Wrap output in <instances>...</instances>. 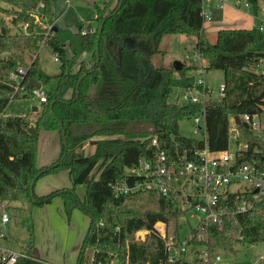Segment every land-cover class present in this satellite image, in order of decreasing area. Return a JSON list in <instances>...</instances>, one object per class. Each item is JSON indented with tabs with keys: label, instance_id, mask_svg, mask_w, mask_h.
<instances>
[{
	"label": "trees",
	"instance_id": "obj_1",
	"mask_svg": "<svg viewBox=\"0 0 264 264\" xmlns=\"http://www.w3.org/2000/svg\"><path fill=\"white\" fill-rule=\"evenodd\" d=\"M0 1L9 5H0V10L10 16L11 24L27 21L31 31L13 32L10 23L0 18V200L43 206L59 196L69 221L77 209L89 215L78 264H86L88 248L103 264L113 259L120 264H214L219 246L264 241V202L257 201L250 210L227 218L222 229L216 225L194 229L188 244L205 243L209 261L198 256L190 261L183 256L168 262L165 240L153 231L155 223L165 222L168 234L177 242L182 238L183 211L170 197L156 191L117 195L111 186L125 178L126 167L156 150L151 144L153 135L170 150L176 142L187 146L198 142L181 134L180 122L191 119L201 105L170 99L175 87L193 84L197 67L183 62L179 70L173 65L155 68L151 56L159 51L161 35L196 36L195 49L207 60V70L223 71L224 95L205 105L209 146L223 150L228 146L232 116L264 112V74L256 71L264 58V31L257 27L221 28L212 43L203 34L202 0H118L114 6L109 0L97 7L95 33L82 34L80 28L73 31L57 23L58 30L45 37L35 32L31 9L43 1L51 17L57 0ZM250 1L253 13H259L261 0ZM125 39H133V45L128 47ZM44 42L60 61V72L55 76L47 74L39 61L38 50ZM29 51L34 53L30 61ZM21 66L28 71L18 84L11 73ZM31 78L39 79L42 85L56 79L45 91L47 98L38 111L34 133L28 131L31 122L27 117L3 115L23 91L32 90L25 87ZM141 122L150 123L152 130L133 127ZM42 130H57L61 137L60 155L47 165L38 164ZM150 131L145 138L129 137ZM88 141L95 149L85 154L82 147ZM61 171L68 172L70 186L35 193L41 177ZM80 184L87 185L84 198L77 193ZM0 208L12 212L18 227L34 231L31 209L2 203ZM140 229L151 230L145 240L136 238ZM16 264L49 263L29 254Z\"/></svg>",
	"mask_w": 264,
	"mask_h": 264
},
{
	"label": "built area",
	"instance_id": "obj_2",
	"mask_svg": "<svg viewBox=\"0 0 264 264\" xmlns=\"http://www.w3.org/2000/svg\"><path fill=\"white\" fill-rule=\"evenodd\" d=\"M67 7L72 0H64ZM212 0H202V15L204 21L212 19ZM236 6L252 9L250 0H236ZM254 14L257 27L264 31V9ZM34 18L35 32L45 37L54 34L53 27L58 23L57 18H51L45 12V3L40 1L31 9ZM94 22L83 20L80 26L82 34L95 33L98 30L97 14ZM10 26L13 32L29 34L30 23L20 22ZM45 41V40H43ZM190 64L197 67V76L191 86L180 88L174 100L179 104H200L201 110L191 119L194 121V133L199 134L196 143L190 146L176 142L173 150L162 147L159 136L153 135L151 144L156 150L150 156H143L132 166L126 167V176L111 183L114 192L130 194L139 190H152L170 197L184 213L191 216H201L195 230H203L210 225L222 229L227 218L244 213L254 207L257 201L264 202V112L245 113L239 116L237 123L235 116L231 117L228 146L223 150H212L206 133L205 105L213 99L214 91L207 82V60L194 50L193 57L188 56ZM56 59L57 56H56ZM264 58L256 65V71L264 74ZM28 69L24 66L11 73V78L18 84L22 82ZM37 79V78H36ZM39 80V79H38ZM40 81V80H39ZM18 88V87H17ZM225 83L219 84L217 93L222 97L225 93ZM46 89L32 88V94L39 97L40 102L46 101ZM2 113H0V116ZM86 142L85 144H88ZM85 146V145H84ZM182 214V215H183ZM10 220L7 212H2L1 222L6 224ZM194 229L177 242L173 235L168 234L167 225L163 221L155 223L153 230L165 240L168 262H175L185 257L188 242L194 237ZM151 230L140 229L136 232L138 240H145ZM6 231L0 228V237H6ZM203 239V235H198ZM198 257L204 261L210 260L208 246L204 243L197 245ZM94 254V250H93ZM27 252H13L2 249L0 264H16L19 258L27 257ZM221 260L215 254L213 262ZM86 264H103L101 260H86ZM110 264H115V259Z\"/></svg>",
	"mask_w": 264,
	"mask_h": 264
},
{
	"label": "rangeland",
	"instance_id": "obj_3",
	"mask_svg": "<svg viewBox=\"0 0 264 264\" xmlns=\"http://www.w3.org/2000/svg\"><path fill=\"white\" fill-rule=\"evenodd\" d=\"M109 0H72L70 6L67 7L64 0H57L56 9H54L51 18L58 17V25L62 28L71 29L77 31L83 24V20L88 22H94V15L97 12V7H103L104 3ZM118 0H112L111 6L115 5ZM234 0H227V4L224 5L227 12L224 10H218L214 21H218L222 18H232L234 14L246 13L238 8L228 4H232ZM0 5L7 8L9 6L5 2L0 1ZM233 5V4H232ZM260 6L264 9V0H261ZM228 8V9H227ZM50 16V15H49ZM248 16V14H247ZM222 17V18H220ZM0 18H3L7 23H11L10 16L0 10ZM98 23V21H97ZM225 24H232L231 22ZM217 32L208 30L206 38L212 43L216 40ZM197 37L189 36L186 34H171L164 33L161 35L158 48L159 51L155 52L151 56V64L155 68L170 67L175 61L185 62L190 64L188 56L193 57L195 50V43ZM39 61L42 69L49 75L55 76L60 72V61L56 59V53L52 50L50 45L45 42L38 50ZM34 58L33 51H29L27 59L30 61ZM264 67V63H263ZM207 82L210 89L214 91L213 99H219L221 96L217 93L219 84L224 82V73L222 70L209 69L207 72ZM56 84V79H53L49 84L43 85L44 89H48ZM180 90L179 87H175L170 97L171 101H175L174 97ZM40 108L42 103L39 97L32 94L30 90L23 91L18 98H15L8 106L4 116L21 115L28 118V120L35 126V120L38 115V111L34 110V107ZM30 124V125H31ZM133 127L137 129L152 130V126L148 122H141L135 124ZM194 121L192 119H185L180 122V132L187 137H198L199 134H195ZM151 133L145 134H132L129 137H142L145 138ZM98 137H95L96 140ZM95 142V141H94ZM61 149V137L57 130H42L39 136V154L38 164L47 165L56 160L60 155ZM85 154L92 153L95 149L93 143L85 144L82 147ZM96 170V169H95ZM65 174L67 171H61L57 174H46L41 179L39 186H45L49 191L55 189L56 185H63ZM79 187V185H78ZM81 187V185H80ZM58 200H62L57 196ZM7 206H13L15 203L12 200L5 202ZM26 201H18L16 204H23ZM30 203V202H27ZM23 207V206H22ZM48 208V207H46ZM50 211H43L38 213V205L31 206L32 216L34 215V231L31 233L25 228L18 227L12 215V212L6 208H0V228L6 231V237H0V252L2 249L13 252H19L20 250H29L30 254L35 257H41L45 259L60 258L71 259L72 247L77 242L82 245V239L89 227L90 216L80 209L75 211V214L71 221L66 218L65 212L57 211V204L53 203L50 207ZM59 209V208H58ZM2 212H7L10 216L9 222L6 224L1 223ZM77 212V213H76ZM201 216H191V213H184L181 218V237L187 236L200 222ZM56 221V222H55ZM56 223V224H55ZM137 238V237H136ZM202 247H196L189 244L188 251L185 252V258L193 261L198 256V249ZM79 252V250H78ZM77 252V253H78ZM217 254L221 256V260H218L214 264H264V241L255 243L236 242L232 246L217 247ZM93 249L88 248L86 250V259L91 260L93 257ZM55 262L54 264H56ZM67 263V262H65ZM115 264H120L115 260Z\"/></svg>",
	"mask_w": 264,
	"mask_h": 264
},
{
	"label": "crops",
	"instance_id": "obj_4",
	"mask_svg": "<svg viewBox=\"0 0 264 264\" xmlns=\"http://www.w3.org/2000/svg\"><path fill=\"white\" fill-rule=\"evenodd\" d=\"M227 3H228L227 0H212L211 1V4H212V8H211V10H212V19H210L209 21H205L204 22V25H203V34H204V36H206L208 34V30H213V31L218 33V31L221 28H252L254 26V24L257 23V19L254 17L252 9H247V8H242V7H238V8L243 10L246 13V15L242 14V13H240V14L236 13V14H234V16L232 18H228V17L224 16V18L220 17L222 19L218 20L217 22L214 21V19H215L214 17L217 14V11H215V10L216 9H218L219 11L220 10H224L225 8L223 9V7ZM232 4L230 3L228 5L236 7V0H234ZM259 5H260V3H259ZM260 9H263V8L260 6ZM225 12H227L226 9H225ZM247 14H248V16H247ZM228 22H231L232 24H225V23H228ZM216 38H217V35H216ZM211 42H213V41H211ZM53 174H57V173H53ZM44 177H47V176H44ZM64 177H65L66 180L64 181V183H61L63 185H56L57 187L55 189L71 185V179L69 177L68 172H67V174H65ZM41 179H43V177H41L37 181V183L35 185V193L38 194V195H42V194H46V193L50 192L48 189H46L45 186L37 187L38 184L40 183ZM80 185H81V187H80ZM80 185H79V187L77 186V193H78V195L81 198H84L86 190H87V185L86 184H80ZM7 201L8 200H0V203L8 205V204L5 203ZM13 202L15 203L13 206H23V207H26V208H29V209L31 208L30 203L26 202L23 205V204H16V202H18V201H13ZM53 203L57 204V211L60 210L61 212H65L64 211L63 200H58V198H54L50 203L45 204L43 206H38L39 207L38 213H42L43 211H46V213H47V211H50L49 209H51L50 207H52ZM34 205L35 204H33L32 207ZM46 207H48V208H46ZM11 216H13V215H11ZM33 220H34V215H33ZM82 241H83V239H82ZM80 247H81L80 242H77L75 245H73V247H72V256H71V259H69V260L65 259L63 256L60 257V258L51 257L50 259H45V258H41V257H37V258H40L41 260H44V261L48 262L49 264H54L55 262H57L56 264H78V256H79L78 250H80ZM23 251L30 254V251L29 250H25V249L24 250H20L19 252H23ZM86 260L87 259H85V261ZM65 262H67V263H65Z\"/></svg>",
	"mask_w": 264,
	"mask_h": 264
},
{
	"label": "water",
	"instance_id": "obj_5",
	"mask_svg": "<svg viewBox=\"0 0 264 264\" xmlns=\"http://www.w3.org/2000/svg\"><path fill=\"white\" fill-rule=\"evenodd\" d=\"M53 30L56 32V31L58 30V26H57V25L54 26V27H53ZM125 42H127V46H128V47H131V46L133 45V39H125ZM173 67H174L176 70H179V69H181V68L183 67V62L177 60V61H175V62L173 63ZM41 86H42V82H41V81H39V80L36 79V78H31V79L28 81V83L26 84L25 87H26V88H38V89H40ZM34 110L38 111L39 108L36 106V107H34ZM235 120H236L237 123H240V118H239L238 115L235 116ZM28 131L31 132V133L36 132V128H35V126H34L33 124H31V125L28 127ZM63 135H64V137H65V131H63ZM65 143H66V142H65ZM43 171H46V169H44ZM32 205H33V202L30 203V206H32Z\"/></svg>",
	"mask_w": 264,
	"mask_h": 264
}]
</instances>
